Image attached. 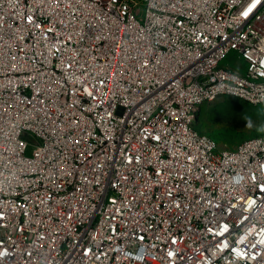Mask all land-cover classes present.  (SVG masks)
Here are the masks:
<instances>
[{"label":"built area","instance_id":"obj_1","mask_svg":"<svg viewBox=\"0 0 264 264\" xmlns=\"http://www.w3.org/2000/svg\"><path fill=\"white\" fill-rule=\"evenodd\" d=\"M224 96L264 104V0H0V264H264Z\"/></svg>","mask_w":264,"mask_h":264},{"label":"rangeland","instance_id":"obj_2","mask_svg":"<svg viewBox=\"0 0 264 264\" xmlns=\"http://www.w3.org/2000/svg\"><path fill=\"white\" fill-rule=\"evenodd\" d=\"M232 67L240 70L244 64L239 62ZM197 129L213 138L220 150H233L248 138L264 136V104L252 105L232 97H220L202 106Z\"/></svg>","mask_w":264,"mask_h":264},{"label":"water","instance_id":"obj_3","mask_svg":"<svg viewBox=\"0 0 264 264\" xmlns=\"http://www.w3.org/2000/svg\"><path fill=\"white\" fill-rule=\"evenodd\" d=\"M198 114H199V112H198ZM198 114H197V117H198Z\"/></svg>","mask_w":264,"mask_h":264}]
</instances>
